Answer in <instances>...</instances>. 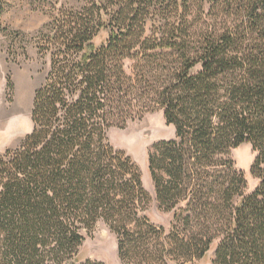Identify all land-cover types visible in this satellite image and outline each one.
<instances>
[{
  "label": "trees",
  "instance_id": "trees-1",
  "mask_svg": "<svg viewBox=\"0 0 264 264\" xmlns=\"http://www.w3.org/2000/svg\"><path fill=\"white\" fill-rule=\"evenodd\" d=\"M231 1L87 0L59 13L39 47L51 68L33 130L0 155V264H104L77 260L99 222L124 264L194 262L216 241L212 264H264V0H243V28L190 19ZM155 111L176 131L149 153L168 234L142 215L141 171L108 139ZM244 144L256 153L250 194L229 157Z\"/></svg>",
  "mask_w": 264,
  "mask_h": 264
},
{
  "label": "rangeland",
  "instance_id": "rangeland-1",
  "mask_svg": "<svg viewBox=\"0 0 264 264\" xmlns=\"http://www.w3.org/2000/svg\"><path fill=\"white\" fill-rule=\"evenodd\" d=\"M87 0H0V155L8 149H16L33 130L31 112L34 96L46 81L51 68V55L40 53L42 37L50 32V26L62 10H80ZM249 1H231V7L205 5L203 12L193 8L190 19L198 30H223L244 27ZM194 23V24H195ZM242 30V29H241ZM250 34H248V38ZM108 38L104 31L95 40L97 45ZM130 73L132 62L126 63ZM11 77L14 90L7 89ZM174 126L168 125L162 111L145 114L142 119L130 122L125 129L112 128L109 143L117 151H123L136 163L142 175L150 202L142 215L151 223L162 227L168 234L174 223L173 213L165 212L157 201L155 185L149 171V153L160 141L175 139ZM230 159L236 169L247 179L245 194L252 193L258 180L251 167L256 153L250 144L232 150ZM85 242L79 250L78 261L93 260L104 264H124L118 253V238L104 223L99 222L91 234L84 232ZM217 241L202 260L184 264H212ZM170 264H182L171 261Z\"/></svg>",
  "mask_w": 264,
  "mask_h": 264
}]
</instances>
